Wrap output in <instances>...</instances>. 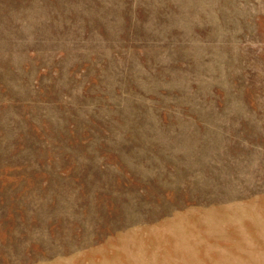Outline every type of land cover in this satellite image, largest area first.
<instances>
[{
    "label": "rangeland",
    "instance_id": "374dc122",
    "mask_svg": "<svg viewBox=\"0 0 264 264\" xmlns=\"http://www.w3.org/2000/svg\"><path fill=\"white\" fill-rule=\"evenodd\" d=\"M0 264H264V0H0Z\"/></svg>",
    "mask_w": 264,
    "mask_h": 264
}]
</instances>
